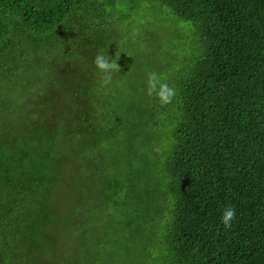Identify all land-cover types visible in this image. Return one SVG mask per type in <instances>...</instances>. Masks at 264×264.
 Segmentation results:
<instances>
[{
	"label": "trees",
	"instance_id": "obj_1",
	"mask_svg": "<svg viewBox=\"0 0 264 264\" xmlns=\"http://www.w3.org/2000/svg\"><path fill=\"white\" fill-rule=\"evenodd\" d=\"M142 1L171 32L102 88L128 0H0V264H264V0Z\"/></svg>",
	"mask_w": 264,
	"mask_h": 264
},
{
	"label": "rangeland",
	"instance_id": "obj_2",
	"mask_svg": "<svg viewBox=\"0 0 264 264\" xmlns=\"http://www.w3.org/2000/svg\"><path fill=\"white\" fill-rule=\"evenodd\" d=\"M128 1L131 6H134V8L131 10L124 9L116 13L118 18L124 19V21L121 23L122 26L120 31H126L127 33H124L125 36L122 37L119 41L112 43L111 45L112 48L109 50V52H111V54L113 55L112 58H116L118 55L117 63L120 68V71L118 73L113 74L112 83H116L117 86H119V84H121V86L126 84L127 87L129 88V85H134L133 82L134 78L141 74L144 75L143 71H145L144 68V69H140L139 70L140 72L135 73L133 71L134 69L132 70L130 69L131 63L129 60L131 59V56L135 54L136 51L145 52L149 47H153L151 41L154 38L151 39L150 41L147 40L144 37L143 32L146 29H157V32L159 34L156 37L166 38L167 34L171 32V27L169 23L165 24L166 20H162L163 15L159 7L147 6L145 3H143L142 0H128ZM158 22L161 23L163 22L164 24ZM189 25L190 24H188L187 22L182 21V24L180 25L175 24L174 27L178 28L180 32H183L185 36L191 37L192 35L190 34L189 31ZM190 28H192V26H190ZM125 42L129 43L128 47H124ZM103 50L106 52L107 55L108 49L104 48ZM154 52L155 50H152L150 54L153 56ZM63 83L64 82L62 81V79L56 81L54 92H57ZM107 90L108 89L105 88V91ZM108 147L109 146L107 145L104 146L105 152L106 150L109 152Z\"/></svg>",
	"mask_w": 264,
	"mask_h": 264
},
{
	"label": "clouds",
	"instance_id": "obj_3",
	"mask_svg": "<svg viewBox=\"0 0 264 264\" xmlns=\"http://www.w3.org/2000/svg\"><path fill=\"white\" fill-rule=\"evenodd\" d=\"M116 58H110L105 51L98 52L94 59L93 65L99 75V84L108 87L113 82V74L120 71ZM148 97H154L161 106H167L173 102L177 96V89L170 86L166 78L155 71L147 73L146 87L144 89ZM236 219V209L233 205H226L220 216L221 224L225 230L232 227L233 221Z\"/></svg>",
	"mask_w": 264,
	"mask_h": 264
}]
</instances>
